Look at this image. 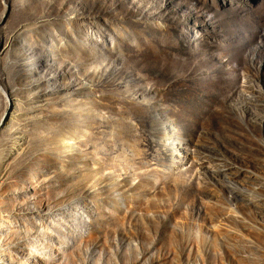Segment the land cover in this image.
Here are the masks:
<instances>
[{
  "label": "rangeland",
  "instance_id": "1",
  "mask_svg": "<svg viewBox=\"0 0 264 264\" xmlns=\"http://www.w3.org/2000/svg\"><path fill=\"white\" fill-rule=\"evenodd\" d=\"M0 264H264V0H0Z\"/></svg>",
  "mask_w": 264,
  "mask_h": 264
}]
</instances>
